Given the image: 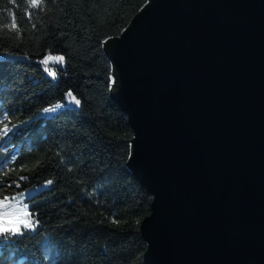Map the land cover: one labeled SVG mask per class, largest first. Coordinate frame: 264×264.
<instances>
[{
	"label": "water",
	"instance_id": "1",
	"mask_svg": "<svg viewBox=\"0 0 264 264\" xmlns=\"http://www.w3.org/2000/svg\"><path fill=\"white\" fill-rule=\"evenodd\" d=\"M105 50L145 264H264V0H149Z\"/></svg>",
	"mask_w": 264,
	"mask_h": 264
},
{
	"label": "trees",
	"instance_id": "2",
	"mask_svg": "<svg viewBox=\"0 0 264 264\" xmlns=\"http://www.w3.org/2000/svg\"><path fill=\"white\" fill-rule=\"evenodd\" d=\"M148 1L0 0V214L27 204L39 219L0 240V264H145L152 196L128 167L134 132L111 98L105 43ZM49 55L64 61L45 66ZM69 91L80 105L43 112Z\"/></svg>",
	"mask_w": 264,
	"mask_h": 264
},
{
	"label": "snow or ice",
	"instance_id": "3",
	"mask_svg": "<svg viewBox=\"0 0 264 264\" xmlns=\"http://www.w3.org/2000/svg\"><path fill=\"white\" fill-rule=\"evenodd\" d=\"M30 3L33 6H38L41 3V0H30ZM13 27L15 25L13 24ZM56 60L63 62L64 57L63 56H46L42 60V64L47 66L49 61ZM47 70V68H46ZM51 75H55L54 73H50ZM68 102H72L75 105H80L81 101L77 99L76 96L72 94L71 91L67 93ZM63 107L61 104H56L52 107H46L43 109L44 113H56L58 109ZM6 115V112H0V116ZM23 123V122H21ZM15 127V126H13ZM5 131H8L7 126H5ZM20 179H26L24 177H21ZM48 185L52 184V181H47ZM5 185L0 184V188L4 187ZM35 189H29L28 191V199L33 200L34 197L31 196V192ZM13 200L16 198L13 197ZM8 198L5 197L3 201H0V205H5L7 203ZM13 208L15 209L12 212H5L4 214H0V240H12L14 237H23L25 233L27 232L29 235H31L39 226V219H37L35 222H33L31 219H28L26 217L31 216V213L27 211L28 205L25 204L23 208L16 209V206L13 205ZM114 223H118L117 221L113 220ZM52 243L51 240L48 238H45L44 245L47 247L48 244Z\"/></svg>",
	"mask_w": 264,
	"mask_h": 264
},
{
	"label": "rangeland",
	"instance_id": "4",
	"mask_svg": "<svg viewBox=\"0 0 264 264\" xmlns=\"http://www.w3.org/2000/svg\"><path fill=\"white\" fill-rule=\"evenodd\" d=\"M61 105H63V107H61L60 109H64L65 107H67V106H77V105H75L74 103H72V102H68L67 104H65V103H60ZM60 109H58V110H60Z\"/></svg>",
	"mask_w": 264,
	"mask_h": 264
}]
</instances>
